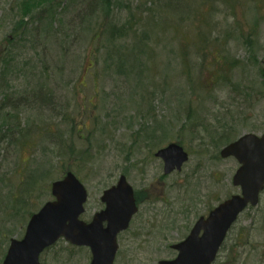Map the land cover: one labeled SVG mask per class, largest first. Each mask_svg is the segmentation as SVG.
I'll use <instances>...</instances> for the list:
<instances>
[{
    "label": "rangeland",
    "instance_id": "1",
    "mask_svg": "<svg viewBox=\"0 0 264 264\" xmlns=\"http://www.w3.org/2000/svg\"><path fill=\"white\" fill-rule=\"evenodd\" d=\"M21 1L0 0V57L9 59L0 99L3 89L11 97L0 111L9 126L0 124V264L68 170L88 190L86 220L122 174L141 194L116 263L174 257L172 245L199 217L240 193L232 183L238 162L219 154L225 139L264 133V0H178L176 22L167 24L168 0H112L109 11L100 0H57L52 21L47 4L38 7L16 40ZM128 23L129 36L112 35ZM171 142L189 160L164 175L155 153ZM90 260L89 248L65 239L41 256L43 264ZM216 264H264V191L230 230Z\"/></svg>",
    "mask_w": 264,
    "mask_h": 264
},
{
    "label": "water",
    "instance_id": "2",
    "mask_svg": "<svg viewBox=\"0 0 264 264\" xmlns=\"http://www.w3.org/2000/svg\"><path fill=\"white\" fill-rule=\"evenodd\" d=\"M220 155L234 157L240 164L233 184L241 193L234 194L200 217L186 239L172 245L179 253L159 264H213L225 238L239 216L251 205L257 206L264 190V133H246L224 146ZM164 161V172L182 170L189 154L178 143H170L156 152ZM53 200L34 213L23 238H12L2 264H42L44 250L64 238L72 245L91 251L89 264H117L118 235L128 229L138 210L135 192L125 175L105 189L101 200L105 208L90 221L81 218L88 192L81 180L68 171L51 186Z\"/></svg>",
    "mask_w": 264,
    "mask_h": 264
},
{
    "label": "trees",
    "instance_id": "3",
    "mask_svg": "<svg viewBox=\"0 0 264 264\" xmlns=\"http://www.w3.org/2000/svg\"><path fill=\"white\" fill-rule=\"evenodd\" d=\"M55 1H57V0H47V2L46 1L45 2H40V1H36V0H22L19 3V5H18L19 11H21V13H22V19L15 25V35H16L15 39L19 40V39L22 38V34L24 33L23 31L25 29L24 18L30 16V14H32L34 12V10H36L38 7L43 6L44 4H47V6L44 8V10L46 12L50 13V15L47 16V18H49L52 21L54 19V17H55V14H56V10H57L56 9V5L59 6V2L57 1L56 4H55ZM100 2H101V8H104L107 11H109L111 6H112V2L113 1L112 0H100ZM208 2H209V0H207L206 3H208ZM178 6H179V1L178 0H168V3H167L166 7H167V10H169V13L167 14L166 17H162L161 23L163 22V23L167 24L169 22L174 21L176 19L175 16H174V14H175V9L174 8L178 7ZM54 9H55V11H54ZM197 15H198V13L195 14V16H197ZM136 19H137V15L132 12L130 14L129 20L132 21V20H136ZM175 22H176V20H175ZM161 23H160V25H161ZM176 25H177V29H181V30L183 29V28H180V27H182L181 24L176 23ZM199 28H202V26H200ZM131 30H132V24L128 23L124 27H121V28H118V29H115V28L112 29V35H115L118 32L119 36L121 38H124V37H127V36L130 35ZM132 35H134V37L142 36L141 34L140 35L138 34L137 30L133 31ZM8 41H9V39H8ZM11 42H12V40L10 39V43ZM143 46H144V40L143 39H139L138 42H137V47L138 48L141 47L142 49L140 48V51H142V52L144 50ZM11 47H12V45H11ZM6 52H7V50H6ZM149 53L150 52L148 51L147 55H149ZM5 55L6 56H4V57L3 56L0 57V72H2L1 68H5L6 65H8V62H9L7 53ZM122 61L123 60L120 59L117 62V65L119 67L122 66V64H123ZM228 61H230V63H233V65H235V66H236V64L239 63L238 62L239 60L233 59V58L231 60H228ZM225 63H226V61H225ZM2 91H3V95H2L3 97H2V99H0V111L3 110V109L8 110V108H10L8 105H9L10 100H11V97L9 96L8 90L7 89H3ZM152 110H153V107L150 108V111H151L150 114H153ZM0 124L2 125V127H1L2 131H4V132L8 131L9 126L6 123V115H1L0 116ZM224 137L226 138L227 136L223 135L222 138H224ZM225 141H226L225 144H227L228 142L231 141V139H225ZM17 201L24 202V200H22V199H18ZM55 245H53L52 247H54ZM223 246H224V244H223ZM223 246H222V248H223ZM52 247H50V248H52ZM50 248H48V250Z\"/></svg>",
    "mask_w": 264,
    "mask_h": 264
},
{
    "label": "flooded vegetation",
    "instance_id": "4",
    "mask_svg": "<svg viewBox=\"0 0 264 264\" xmlns=\"http://www.w3.org/2000/svg\"><path fill=\"white\" fill-rule=\"evenodd\" d=\"M173 173H174V172H173ZM171 174H172V173H171ZM169 175H170V174H169ZM133 188H134V187H133ZM134 191H135V189H134ZM135 198H136V203H137V206H138V210H137V212L135 213V215L133 216V218H132V220H131V222H130L129 228H130L131 225L134 223V221H135V219H136V217L138 216L139 211H140V206H139V205H140V204H139L140 201H139V199L141 198V194L139 195V193L135 191ZM103 205H105V204H103ZM102 208H103V207H102ZM195 223H196V221H195ZM195 223H194V224H195ZM140 224H141V223H140ZM194 224H193V225H194ZM192 227H193V226H192ZM191 229H192V228H191ZM191 229H190V231H191ZM126 231H127V230H126ZM190 231H189V233H190ZM124 232H125V231H124ZM189 233H188V235H189ZM121 234H123V232H121V233L119 234V236H118L119 239H120V237H121V236H120ZM188 235H187V236H188ZM187 236L184 237L182 240L186 239ZM182 240H180V241H182ZM174 251H175L176 255H175L174 257H172L171 259L175 258V257L178 255V253H179V252L176 251V250H174Z\"/></svg>",
    "mask_w": 264,
    "mask_h": 264
}]
</instances>
